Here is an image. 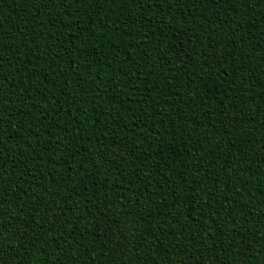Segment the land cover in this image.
Returning a JSON list of instances; mask_svg holds the SVG:
<instances>
[{
	"label": "trees",
	"instance_id": "trees-1",
	"mask_svg": "<svg viewBox=\"0 0 264 264\" xmlns=\"http://www.w3.org/2000/svg\"><path fill=\"white\" fill-rule=\"evenodd\" d=\"M0 264H264V0H0Z\"/></svg>",
	"mask_w": 264,
	"mask_h": 264
},
{
	"label": "snow or ice",
	"instance_id": "snow-or-ice-1",
	"mask_svg": "<svg viewBox=\"0 0 264 264\" xmlns=\"http://www.w3.org/2000/svg\"><path fill=\"white\" fill-rule=\"evenodd\" d=\"M3 255H4V253L0 252V258H2V257H3Z\"/></svg>",
	"mask_w": 264,
	"mask_h": 264
}]
</instances>
